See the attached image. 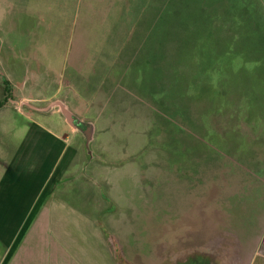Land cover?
<instances>
[{
	"label": "rangeland",
	"instance_id": "374dc122",
	"mask_svg": "<svg viewBox=\"0 0 264 264\" xmlns=\"http://www.w3.org/2000/svg\"><path fill=\"white\" fill-rule=\"evenodd\" d=\"M1 77L94 133L89 159L58 107L0 109L2 156L33 122L75 150L28 219L0 221V264H230L228 243L195 251L204 229L263 225L225 208L251 192L236 157L264 149V0H0V99Z\"/></svg>",
	"mask_w": 264,
	"mask_h": 264
},
{
	"label": "crops",
	"instance_id": "0c3cea01",
	"mask_svg": "<svg viewBox=\"0 0 264 264\" xmlns=\"http://www.w3.org/2000/svg\"><path fill=\"white\" fill-rule=\"evenodd\" d=\"M19 100L31 101L28 97H21ZM32 130L34 137L32 140H27L22 146L23 148L9 150L4 156L0 150V221L28 219L32 214L30 210L38 202L40 194L52 191L57 187V183L62 181L71 161L75 158V150L66 133H54L34 122ZM260 146H264V144H260ZM260 149L258 147L256 150L248 149L245 152L242 151L240 157H236L237 170L235 172L241 175L243 181L236 180L233 183L246 182L247 186L245 187L251 189V192L244 195L243 198L235 197L233 200L230 197L226 203L228 206L225 208L230 217L229 220L233 222L232 225L238 221L244 224L250 220L252 222L263 220V225L258 227V233L255 231L257 229H255V225L248 224H245V228L241 231V239L229 230L221 232L220 229L215 228L217 231L212 233V229L208 231L205 228V235L211 236L213 242L205 241L206 244L203 242L200 248H195V251L199 250L210 254L213 245L217 247L219 243L224 242L231 247V253L229 251L230 264H264V210L258 208L257 216H254L250 211L253 206L264 205L262 195L255 197L259 193L257 190L259 185L256 184L264 183V149ZM202 219L205 225L212 227L213 219L209 215L203 216ZM193 226L195 227L194 224ZM250 236L252 239H249ZM206 245L210 246L211 251L207 249ZM17 248L16 246L13 255ZM23 254L24 250H20L18 256L16 254L15 264L19 258L23 260L20 256ZM27 254L29 257L26 256L24 262L33 257L32 253L28 252ZM113 264L124 263L118 261Z\"/></svg>",
	"mask_w": 264,
	"mask_h": 264
},
{
	"label": "water",
	"instance_id": "95a60500",
	"mask_svg": "<svg viewBox=\"0 0 264 264\" xmlns=\"http://www.w3.org/2000/svg\"><path fill=\"white\" fill-rule=\"evenodd\" d=\"M8 101L14 104L16 108L27 107L31 110H35L38 112H47L54 107H58L66 123L72 129L80 131L83 134L85 151L89 155V159L92 158V153L90 151V145L93 140V133H94L93 124L91 122H82V121H78V123H74V118L69 112L67 105L63 102V100H53L44 107H37L27 101L12 100L11 98H8ZM82 127H84V129H82Z\"/></svg>",
	"mask_w": 264,
	"mask_h": 264
},
{
	"label": "trees",
	"instance_id": "16d2710c",
	"mask_svg": "<svg viewBox=\"0 0 264 264\" xmlns=\"http://www.w3.org/2000/svg\"><path fill=\"white\" fill-rule=\"evenodd\" d=\"M2 84V99H0V109L8 103V98H11L10 92L12 90L10 83L8 80L1 77Z\"/></svg>",
	"mask_w": 264,
	"mask_h": 264
},
{
	"label": "flooded vegetation",
	"instance_id": "af4514ba",
	"mask_svg": "<svg viewBox=\"0 0 264 264\" xmlns=\"http://www.w3.org/2000/svg\"><path fill=\"white\" fill-rule=\"evenodd\" d=\"M74 123H78V120L74 119Z\"/></svg>",
	"mask_w": 264,
	"mask_h": 264
}]
</instances>
